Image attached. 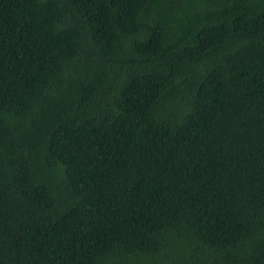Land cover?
I'll return each mask as SVG.
<instances>
[{"label":"trees","instance_id":"1","mask_svg":"<svg viewBox=\"0 0 264 264\" xmlns=\"http://www.w3.org/2000/svg\"><path fill=\"white\" fill-rule=\"evenodd\" d=\"M0 264H264V0H0Z\"/></svg>","mask_w":264,"mask_h":264}]
</instances>
